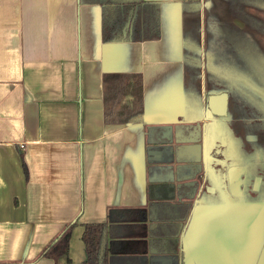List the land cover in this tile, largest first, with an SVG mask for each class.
I'll list each match as a JSON object with an SVG mask.
<instances>
[{"label":"crops","instance_id":"crops-1","mask_svg":"<svg viewBox=\"0 0 264 264\" xmlns=\"http://www.w3.org/2000/svg\"><path fill=\"white\" fill-rule=\"evenodd\" d=\"M142 1L158 4L157 40L105 42L100 0H0V264H65L37 258L72 223L70 264L86 260L83 226L96 223L116 244L109 264H179L180 250L192 264H241L223 224L237 207L257 263L264 201L253 198L264 185L250 174L264 131L247 97L264 83V0ZM193 73L207 81L199 102ZM131 75L142 80L141 120L123 122L129 93L105 122L104 78ZM218 81L234 88L229 120L214 119L206 139L203 101L223 91ZM244 164L252 178L236 198L227 170ZM159 182L174 189L154 193Z\"/></svg>","mask_w":264,"mask_h":264},{"label":"trees","instance_id":"trees-1","mask_svg":"<svg viewBox=\"0 0 264 264\" xmlns=\"http://www.w3.org/2000/svg\"><path fill=\"white\" fill-rule=\"evenodd\" d=\"M100 2L103 4L102 35L105 42L122 40L131 42L154 41L159 38L158 4L144 3L142 0H100ZM193 10L197 11L198 6H194ZM244 50L247 51L248 49L245 48ZM230 77L228 79H230ZM193 78L195 79L191 82L190 87L193 97L198 99L199 102L200 93L197 88L199 73H193ZM103 82L105 87L103 94L105 122L108 123L114 118L119 102L129 93L133 96V103L131 107L126 108L127 112H125V116L124 112L123 114L121 113L122 116L125 117L123 122H139L142 117L141 77L138 75L109 76L105 77ZM229 82L231 81L229 80ZM241 82H243V80ZM229 86H227L224 81H218L216 85L218 90H227L229 95H231L234 88L232 89V87ZM247 99L251 102V94ZM227 120L229 119L227 118ZM224 124L227 126V123H223V126H225ZM23 168L26 175V166L24 165ZM250 178H252V176H250ZM163 185L165 184L149 186L153 189L154 193H157V189L161 190ZM186 212L187 207L184 206L182 209V217L185 218ZM75 225V223H72L65 226L63 231L41 251L37 259H49L54 263L64 262L65 264H70L68 258L69 239ZM83 227L82 242L84 244L86 260L82 264H109L110 255L114 247H116V244L110 242L108 239L109 225L107 223H96L86 224ZM168 243L170 244V251L168 252H175L177 250V240H169L167 242V249ZM180 252L181 258L179 264H184L183 252L181 250Z\"/></svg>","mask_w":264,"mask_h":264},{"label":"water","instance_id":"water-1","mask_svg":"<svg viewBox=\"0 0 264 264\" xmlns=\"http://www.w3.org/2000/svg\"><path fill=\"white\" fill-rule=\"evenodd\" d=\"M203 105L207 111V117H205V119L203 120L204 122L208 121V123H206L208 126V129L205 127H201L200 135L202 138L204 136L206 137V139H210L212 138L214 134L212 128L213 126H215V123L213 124L211 122H213L214 119H220L222 123L227 121L228 94L227 92L222 91L217 94L207 95L204 98ZM195 143L198 144L199 142H195ZM225 151H228V149L225 148ZM176 155L177 157H179L178 149H176ZM192 164H194L193 166L195 168H199V165L197 162H193ZM225 167H228L227 164H225ZM247 170L248 169H247L246 164H244L242 167L231 166L227 170V178H228L230 193L232 196L236 198L242 195L240 186L243 187V190H244L245 180L250 178L249 173H247ZM159 184H165L170 189H174L171 183L159 182ZM263 196L262 198H259V197L253 198V202L264 201ZM231 207L233 206L231 205ZM240 211H241L240 207L232 208V209L231 208L225 209L223 224H224V229L227 230L233 237L230 243L234 247V250L236 252L235 256L240 260L241 264H248L249 252L252 247L251 244L253 243L252 235H251L250 227H249L250 220L248 219L249 218L248 216H244L243 213L240 214ZM233 216L236 218L235 222H236V225L238 226L237 228H236V225L232 228V223L234 221ZM181 251L183 252V263L192 264L191 256L187 255V252L185 250H181ZM263 261H264V248H263V251L260 253V256L258 257L256 264H262Z\"/></svg>","mask_w":264,"mask_h":264},{"label":"flooded vegetation","instance_id":"flooded-vegetation-1","mask_svg":"<svg viewBox=\"0 0 264 264\" xmlns=\"http://www.w3.org/2000/svg\"><path fill=\"white\" fill-rule=\"evenodd\" d=\"M261 66L263 67L262 64H261ZM255 74H257L258 76L261 75L258 72ZM260 77H262V76H260ZM261 81L264 82V78ZM261 86H264V83H263V85L261 84ZM261 86L260 87L256 86L257 88L255 86H253L254 90L251 93V96H252L251 102L252 103L250 104L251 109H249V113H248L251 116L249 120L252 121V123H253L255 129H257V131H260V130L264 131V87H261ZM223 91L228 92L227 90H223ZM239 115L243 119V117L245 116V112L240 111ZM260 136H261V134H260ZM262 137H263V134H262ZM261 167L264 170V158H258L255 161V164L253 165V168H252L254 173L252 175H254V179H257L259 182L262 181L264 183V174H262V175L259 174V170ZM259 194H260V192H259ZM256 195H257L256 196L257 198L258 197L262 198V196H263V194L258 195L257 193H256Z\"/></svg>","mask_w":264,"mask_h":264},{"label":"rangeland","instance_id":"rangeland-1","mask_svg":"<svg viewBox=\"0 0 264 264\" xmlns=\"http://www.w3.org/2000/svg\"><path fill=\"white\" fill-rule=\"evenodd\" d=\"M211 8V7H210ZM208 15H207V10L204 12V16H203V21H204V23L206 24L207 22H211L212 20L209 18V16L207 17ZM210 19V20H209ZM218 20H219V22H226V15H224V16H221V17H219V18H217ZM198 21H199V19H198ZM204 24V25H205ZM198 51V50H197ZM197 58L199 59V57L197 56ZM203 81V80H202ZM199 82L200 83H203L204 82V86H205V84H206V80L204 79V81L203 82H201L200 81V79H199ZM220 82V81H219ZM198 83V82H197ZM226 85L227 86H229V84H228V82L226 83ZM253 86V85H252ZM230 87V86H229ZM205 89V88H204ZM201 93V92H200ZM252 97V96H251ZM249 100V99H248ZM201 117H200V115H198V117H196V119L197 120H199ZM227 118H229V117H227ZM200 123H202V125H204V123H208V121H205L204 122V120L203 121H201ZM199 125V124H198ZM201 126V125H200ZM205 128H207L208 129V126H207V124L204 126ZM213 128H214V126H213ZM212 128V130H214ZM202 131V130H201ZM213 133H214V131H213ZM212 137H215V136H212ZM193 144H195L196 145V143H193ZM263 167V166H262ZM262 167L260 168V170H259V174H264V170L262 169ZM263 185H264V183H263ZM260 191V190H259ZM259 191H257L256 193L257 194H259ZM210 216V215H209ZM212 218H213V216H212ZM235 217L233 216V223H232V228L236 225V222H235ZM238 226L236 225V228H237ZM263 231V230H262ZM259 263V262H258ZM262 264H264V261H263V263Z\"/></svg>","mask_w":264,"mask_h":264},{"label":"built area","instance_id":"built-area-1","mask_svg":"<svg viewBox=\"0 0 264 264\" xmlns=\"http://www.w3.org/2000/svg\"><path fill=\"white\" fill-rule=\"evenodd\" d=\"M21 148H23V147H21Z\"/></svg>","mask_w":264,"mask_h":264}]
</instances>
